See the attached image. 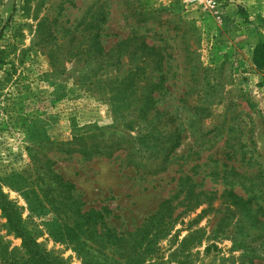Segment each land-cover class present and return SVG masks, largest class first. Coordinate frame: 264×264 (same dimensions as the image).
Listing matches in <instances>:
<instances>
[{
  "label": "rangeland",
  "instance_id": "1",
  "mask_svg": "<svg viewBox=\"0 0 264 264\" xmlns=\"http://www.w3.org/2000/svg\"><path fill=\"white\" fill-rule=\"evenodd\" d=\"M259 44L264 0H0V204L67 264H264Z\"/></svg>",
  "mask_w": 264,
  "mask_h": 264
},
{
  "label": "trees",
  "instance_id": "2",
  "mask_svg": "<svg viewBox=\"0 0 264 264\" xmlns=\"http://www.w3.org/2000/svg\"><path fill=\"white\" fill-rule=\"evenodd\" d=\"M105 21V20H104ZM1 54V51H0ZM255 65L259 69H264V44H259V46L256 49L255 52V59H254ZM180 140H177L175 142V146L173 150H176L177 148L180 147ZM54 175V172H52ZM56 176V175H55ZM57 178L59 176H56ZM59 179V187L62 188V190H69L74 191L76 187L73 184L66 183L61 177ZM72 194V192H71ZM231 197H233L236 200V203L239 205H243L245 203L244 200L239 198L237 195L230 194ZM3 199L5 200L2 204H0V209L5 215V219L8 221V227L11 226L12 229H14L13 233H16L17 237L22 239L23 245H22V250L21 251H26L32 260H35V262H39L40 264H67L64 260L60 258L54 257L51 253L45 251L42 249V246L39 245L35 238L32 237L29 232L24 228L22 225L23 220L20 218V213L18 210H20L17 205L9 200H7L6 196L3 195ZM71 199L72 196H69ZM247 203V202H246ZM108 212H106L107 214ZM84 215H88V213H85ZM82 217H85V216ZM98 216L101 219H104V214L99 213ZM89 223V222H88ZM63 224V223H62ZM87 222L84 223H77L73 227L68 226L67 224L60 225L57 227L58 234L54 233V237L61 238V239H66L69 240L70 242H77L80 239V236H77L78 230H81V228L85 227ZM3 264H19V262H16V260H7L6 262H2Z\"/></svg>",
  "mask_w": 264,
  "mask_h": 264
}]
</instances>
